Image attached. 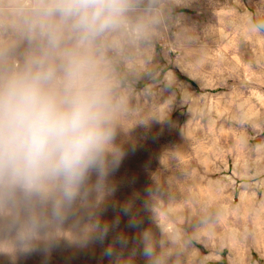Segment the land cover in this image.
<instances>
[{"label": "rangeland", "instance_id": "obj_1", "mask_svg": "<svg viewBox=\"0 0 264 264\" xmlns=\"http://www.w3.org/2000/svg\"><path fill=\"white\" fill-rule=\"evenodd\" d=\"M127 2L91 48L122 153L111 191L35 230L0 212V264H147L143 230L160 264H264V0ZM35 3L0 0V71L34 52Z\"/></svg>", "mask_w": 264, "mask_h": 264}, {"label": "clouds", "instance_id": "obj_2", "mask_svg": "<svg viewBox=\"0 0 264 264\" xmlns=\"http://www.w3.org/2000/svg\"><path fill=\"white\" fill-rule=\"evenodd\" d=\"M127 9V0H36L23 20L34 52L22 66L0 71V212H22L31 230L40 226L41 209L63 220L90 207L93 193L98 206L111 191L108 178L122 153L109 86L91 48ZM253 28L264 33V22ZM108 230L95 220L96 240ZM140 241L147 264H160L151 231Z\"/></svg>", "mask_w": 264, "mask_h": 264}, {"label": "crops", "instance_id": "obj_3", "mask_svg": "<svg viewBox=\"0 0 264 264\" xmlns=\"http://www.w3.org/2000/svg\"><path fill=\"white\" fill-rule=\"evenodd\" d=\"M127 15H124V17L122 19H126ZM93 59L95 60V57L92 55Z\"/></svg>", "mask_w": 264, "mask_h": 264}]
</instances>
